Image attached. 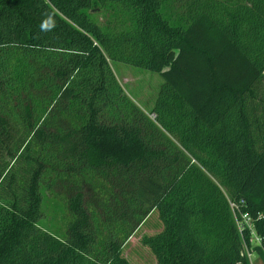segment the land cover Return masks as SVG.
Listing matches in <instances>:
<instances>
[{"label": "trees", "instance_id": "obj_1", "mask_svg": "<svg viewBox=\"0 0 264 264\" xmlns=\"http://www.w3.org/2000/svg\"><path fill=\"white\" fill-rule=\"evenodd\" d=\"M111 60L160 73L150 113ZM229 199L264 261V0H0V264H132L142 230L157 264H246Z\"/></svg>", "mask_w": 264, "mask_h": 264}, {"label": "rangeland", "instance_id": "obj_2", "mask_svg": "<svg viewBox=\"0 0 264 264\" xmlns=\"http://www.w3.org/2000/svg\"><path fill=\"white\" fill-rule=\"evenodd\" d=\"M94 16L101 17V14L96 13ZM110 63L126 93L140 108L150 113L163 81L160 73L120 61L111 60ZM151 117L155 116L151 114ZM67 218L63 199L42 189L41 216L38 219L40 227L61 234ZM152 218L150 217L148 221L150 222ZM152 233L154 230H142L131 239L125 254L132 264H149L150 262L157 264L150 248L142 242L145 234Z\"/></svg>", "mask_w": 264, "mask_h": 264}, {"label": "built area", "instance_id": "obj_3", "mask_svg": "<svg viewBox=\"0 0 264 264\" xmlns=\"http://www.w3.org/2000/svg\"><path fill=\"white\" fill-rule=\"evenodd\" d=\"M229 203L237 228L243 237V255L245 256L246 264H264L256 249L257 246H262L263 239L257 233L254 218L245 210V200L235 201L229 199ZM238 264L245 263L240 261Z\"/></svg>", "mask_w": 264, "mask_h": 264}]
</instances>
